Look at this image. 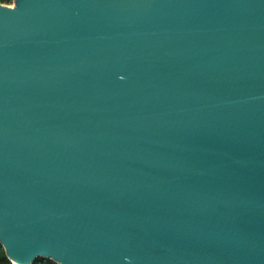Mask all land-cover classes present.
Listing matches in <instances>:
<instances>
[{
  "label": "water",
  "instance_id": "95a60500",
  "mask_svg": "<svg viewBox=\"0 0 264 264\" xmlns=\"http://www.w3.org/2000/svg\"><path fill=\"white\" fill-rule=\"evenodd\" d=\"M0 243L264 264V0L0 2Z\"/></svg>",
  "mask_w": 264,
  "mask_h": 264
},
{
  "label": "trees",
  "instance_id": "16d2710c",
  "mask_svg": "<svg viewBox=\"0 0 264 264\" xmlns=\"http://www.w3.org/2000/svg\"><path fill=\"white\" fill-rule=\"evenodd\" d=\"M2 3L10 4L13 3V0H0ZM0 264H14L7 256L5 248L0 243ZM33 264H57L51 259H45L42 257H38Z\"/></svg>",
  "mask_w": 264,
  "mask_h": 264
},
{
  "label": "rangeland",
  "instance_id": "374dc122",
  "mask_svg": "<svg viewBox=\"0 0 264 264\" xmlns=\"http://www.w3.org/2000/svg\"><path fill=\"white\" fill-rule=\"evenodd\" d=\"M8 5H13V3H10V4H8Z\"/></svg>",
  "mask_w": 264,
  "mask_h": 264
}]
</instances>
